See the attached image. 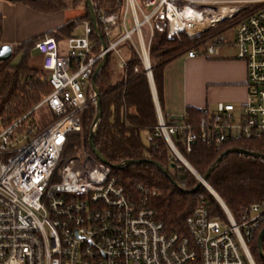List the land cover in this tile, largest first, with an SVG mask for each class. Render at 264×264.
<instances>
[{"label": "built area", "instance_id": "built-area-1", "mask_svg": "<svg viewBox=\"0 0 264 264\" xmlns=\"http://www.w3.org/2000/svg\"><path fill=\"white\" fill-rule=\"evenodd\" d=\"M119 1L114 11L96 10L106 50L101 46L96 51L89 21L64 40L45 36L34 46L43 57L51 92L32 111L47 105L55 118L40 127L29 111L0 125V264H256L250 241L264 227V202L251 204L237 217L219 201L225 215L221 218L201 201L186 218V235H180L167 232L156 218L146 186L127 190L111 166L91 151L82 149L64 164L61 156L67 135L81 130V114L94 103L92 77L106 51L122 71L127 58L121 45L130 41L149 79L157 33L197 39L252 4L258 6L236 21L235 30L237 59L247 69V100L240 114L234 103H218L201 122V131L216 146L264 140V0ZM223 10L229 11L213 18ZM81 27L83 33L78 32ZM228 42L215 38L204 50L186 55L218 56ZM157 111L154 135L164 138L187 168L193 167L174 136L180 134L185 151L191 152L194 127L184 119L169 120L161 108ZM193 174L198 179L201 175Z\"/></svg>", "mask_w": 264, "mask_h": 264}, {"label": "trees", "instance_id": "trees-1", "mask_svg": "<svg viewBox=\"0 0 264 264\" xmlns=\"http://www.w3.org/2000/svg\"><path fill=\"white\" fill-rule=\"evenodd\" d=\"M93 1L96 10L106 8L114 11L121 6L119 0ZM12 2H21L43 14H55L70 8L76 9L81 5L86 7V11L80 16L68 19L64 25L54 31L14 46L11 57L0 62L1 126L8 125L32 111L43 97L51 92V86L43 68H35L30 62L36 42L45 36H53L61 41L71 36L78 25L88 21L92 24L86 0H13ZM253 9L242 10L234 19L244 17ZM229 21H221L215 28L209 29L197 39H191L186 33L173 38L157 33L153 37L150 59L162 112H164L163 71L165 66L170 61L186 55L190 50H204L212 40L219 37ZM3 23L4 17L0 14V45ZM99 25L103 32V26L101 23ZM92 37L96 42V51H100L102 44L94 27ZM105 41L108 42L107 39ZM121 46L125 51L127 65L119 75H116L115 61L110 55L108 63L96 80L101 93L102 118L94 139L95 145L113 165L125 160L149 159L161 163L168 174L163 173L151 163L134 162L123 169L112 168V175L127 190L133 191L138 184H142L151 191L150 204L156 218L164 223L167 232L186 235V218L201 201L208 204V209L213 216L224 218L220 204L205 186L201 185L195 192L185 193L175 185L174 182H177L181 188L193 189L199 184V179L173 156L164 138L154 135L159 121L149 79L130 41H125ZM134 67H138L139 70L135 71ZM33 114L34 111H32ZM95 115L96 106L91 103L81 114V130L67 135L61 164L82 149L91 151L89 137ZM210 116L211 112L208 110L187 108L184 121L192 125L196 132V141L191 152L185 151L180 134L174 136V140L199 174L204 176L222 153L230 148L238 147L264 153V140H238L221 146L211 144L202 136L201 131V122L209 119ZM145 130L151 134L148 144H145L142 139V132ZM207 181L238 217L251 204L264 202V159L230 153L212 171ZM261 230L250 241L256 264H264L257 244Z\"/></svg>", "mask_w": 264, "mask_h": 264}, {"label": "crops", "instance_id": "crops-1", "mask_svg": "<svg viewBox=\"0 0 264 264\" xmlns=\"http://www.w3.org/2000/svg\"><path fill=\"white\" fill-rule=\"evenodd\" d=\"M67 10L43 14L21 2L0 0V14L4 17L2 44L16 46L54 31L70 19L65 15ZM219 55H184L165 66L162 113L166 118L181 121L188 107L211 112L218 103L240 106L247 100L245 62L220 58Z\"/></svg>", "mask_w": 264, "mask_h": 264}, {"label": "water", "instance_id": "water-1", "mask_svg": "<svg viewBox=\"0 0 264 264\" xmlns=\"http://www.w3.org/2000/svg\"><path fill=\"white\" fill-rule=\"evenodd\" d=\"M8 1H13V0H8ZM86 4H87V7H88V11H89V14H90L91 22H92V25H93V27L95 29L96 35L98 36V39L100 40L103 49L106 50L107 49V43H106V41L104 39V35H103V33L101 31V28H100V25H99V21H98V18H97L96 5L94 4L93 0H86ZM13 50H14V46L13 45H11V44H1L0 45V62L8 60L11 57V55L13 53ZM108 61H109V53L106 51V53L104 54L102 60L98 64V66H97V68H96V70H95V72L93 74L92 82H91L92 90L95 93L94 104L96 106V115H95L94 122H93L92 127H91V132H90V137H89V146H90L91 151L93 152V154L100 161H102L105 164L111 166V168H113V169H123L126 166H128V165H130V164H132L134 162H148V163H151V164L155 165L163 173L168 174L166 168L161 163H159L157 161L149 160V159H141L140 161L125 160V161L121 162L120 164L113 165L97 149V147L95 145V142H94V139H95V136H96V133H97V129H98L99 123H100L101 118H102V106H101V93H100V91H99V89H98V87L96 85V80H97L100 72L102 71V69L108 63ZM149 83H150V86H151V91H152V94H153V98H154L156 107L159 109L160 107H159L157 89H156V85H155L154 78H153L152 75L149 77ZM230 153H239V154H243V155H248V156L264 159V153L250 151V150H247V149H244V148H238V147L230 148V149H228V150H226V151H224L222 153V155L207 170V172H206V174L204 176H202V175L198 176L199 177V184L195 188H193V189H184V188H181L177 182H174L175 185L178 188H180L185 193L195 192V191H197V189L201 185L207 187V184H209L208 181H207L208 176L220 164L222 159L225 156H227L228 154H230ZM212 195L217 198L216 194L212 193ZM263 243H264V227L261 230V232H260V234L258 236V240H257L259 255L264 260V246H263Z\"/></svg>", "mask_w": 264, "mask_h": 264}, {"label": "rangeland", "instance_id": "rangeland-1", "mask_svg": "<svg viewBox=\"0 0 264 264\" xmlns=\"http://www.w3.org/2000/svg\"><path fill=\"white\" fill-rule=\"evenodd\" d=\"M140 1L141 0H139V2ZM257 6H258V4H252V5H249L247 8H255ZM85 11H86L85 6L81 5L77 9H72V8L68 9L65 12V15H66V17H69V18L72 17L73 18V17L79 16L80 14L85 13ZM130 16H131V14H130ZM140 18H141V15H140ZM236 21H237L236 19L230 20L229 24L227 25V27L224 30H222L220 35H219V37H217V39H220V40H223V41L224 40H228L229 41L225 45H221L220 55H219L220 58L237 59L238 46L236 45V42H235V30H236V26H237L236 25ZM132 26H133V22H132L131 18L129 17L128 27L131 28ZM145 28L146 27L143 28L144 39L147 41L148 34L146 33V29ZM83 30H84L83 27H81V28H79L78 32L79 33H83ZM32 54H33V56H32L31 61H30L31 65L34 66L35 68L42 69L41 61H42L43 57H42L41 53L33 49ZM18 59H19V57L17 58V60ZM114 68H115V74L119 75L120 71L116 68V64H115ZM44 73H45V71H44ZM236 106H237V109L239 110V111H237V113L240 114V112H241L243 107L240 108L239 105H236ZM34 118H35L36 123L40 127H44L45 125L49 124L55 118V115H54V113H52V111L49 109V107L47 105H42V106H39V107L35 108V110H34ZM150 137H151V134L147 130L142 132V139H143L145 144H148L150 142Z\"/></svg>", "mask_w": 264, "mask_h": 264}, {"label": "bare ground", "instance_id": "bare-ground-1", "mask_svg": "<svg viewBox=\"0 0 264 264\" xmlns=\"http://www.w3.org/2000/svg\"><path fill=\"white\" fill-rule=\"evenodd\" d=\"M229 10H223V11H220L219 13H214V15H213V18L214 19H216V18H219V17H221L222 15H225L226 14V12H228ZM192 173H194V172H197L193 167H191V166H189V168H188ZM201 176V175H200ZM207 188H208V190L211 192V193H214V194H216V196H217V198H216V200L219 202V201H221V202H223L224 200L219 196V194L217 193V192H215L214 191V189L212 188V187H210V185L209 184H207ZM223 200V201H222Z\"/></svg>", "mask_w": 264, "mask_h": 264}]
</instances>
